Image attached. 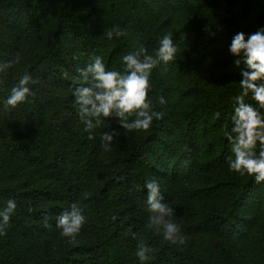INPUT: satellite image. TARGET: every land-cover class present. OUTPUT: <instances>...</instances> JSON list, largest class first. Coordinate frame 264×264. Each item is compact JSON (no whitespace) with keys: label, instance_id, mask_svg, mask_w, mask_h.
<instances>
[{"label":"trees","instance_id":"trees-1","mask_svg":"<svg viewBox=\"0 0 264 264\" xmlns=\"http://www.w3.org/2000/svg\"><path fill=\"white\" fill-rule=\"evenodd\" d=\"M106 4L98 0L85 11L77 0H0V57H20L0 72V98L25 70L37 79L34 96L9 112L0 107V204L10 197L17 202L0 240L21 264L36 262L44 248L67 264H138V242L152 246L149 264H258L260 257L251 259L246 252L250 220L243 214L249 200H260L254 181L247 174L212 177L209 171L227 166L223 125L232 110L230 98L240 92L239 84L229 81L240 76L227 44L235 32L252 33L264 23V0H111L109 10ZM202 4L210 21H200L194 40L190 23L186 29L181 19L171 30L174 15H197ZM219 16L227 17L223 28ZM206 25L215 36L203 31ZM113 26L126 35L107 39ZM166 33L178 47L186 42L189 48H177L175 60L152 71L148 99L162 117L148 130L116 131L111 147L116 178L104 180L98 133L114 119L89 140L73 106L59 115L60 106H53L59 97L50 89L57 90L54 80L78 73L72 67H83L91 55L102 56L108 69L122 70V55L137 43L154 53L157 37ZM73 83L69 78L57 85L71 104ZM162 95L165 105L159 104ZM199 177L213 183L199 186L194 182ZM148 178L160 182L165 202L175 201L173 218L184 245H171L146 227ZM216 195L220 202L200 205ZM73 201L85 210L87 222L67 248L55 217ZM211 238L217 241L210 243Z\"/></svg>","mask_w":264,"mask_h":264},{"label":"clouds","instance_id":"clouds-1","mask_svg":"<svg viewBox=\"0 0 264 264\" xmlns=\"http://www.w3.org/2000/svg\"><path fill=\"white\" fill-rule=\"evenodd\" d=\"M215 36L210 26L203 28ZM106 38L126 35L122 27L113 26L106 33ZM177 45L173 34L166 33L157 37L154 53H149L142 43L121 57L122 70L108 69L100 55L89 56L88 62L80 68L79 82L72 87V106L76 112L88 139L95 138V130L109 120L125 130H148L154 119H160L162 113L154 110L148 99L151 90L150 77L154 68L161 63L175 60ZM227 55L239 68L240 92L231 97V112L223 125L224 139L228 144L225 162L231 172L241 176L247 174L254 182H264V23L252 33L235 32L228 44ZM20 62L19 56L0 62V72ZM37 79L30 71L22 72L10 87L6 96L0 98V107L4 112L15 109L19 104L34 96L33 85ZM162 95L159 104L165 105ZM216 117L220 118L217 112ZM117 135L110 126L98 133L100 148L107 152ZM146 192L143 207L147 213L146 227L171 245L182 246L185 237L181 225L173 218L174 207L165 202V194L160 182L148 178L143 182ZM17 209L14 197L7 198L0 204V237L6 235L13 215ZM85 210L75 201L55 217V227L68 242L74 241L86 224ZM48 225L47 219L44 221ZM151 245L138 242L136 259L138 264H149L152 259Z\"/></svg>","mask_w":264,"mask_h":264},{"label":"rangeland","instance_id":"rangeland-1","mask_svg":"<svg viewBox=\"0 0 264 264\" xmlns=\"http://www.w3.org/2000/svg\"><path fill=\"white\" fill-rule=\"evenodd\" d=\"M77 1L79 3H81V6H83V9L85 11H88L91 8V6L94 4V2H96L98 0H77ZM103 1H105L107 3L106 6H107V9L109 10V8L111 7V0H103ZM208 10H209L208 7L205 6L204 4H202L201 9H200V13L197 15L190 16L189 14L183 15V13L174 15V17L170 20V25L172 26L171 30L173 31L175 29V26L177 24L178 19H181L180 22L181 23L184 22L183 26L186 29L190 23V25H191L190 38H191V40H194L195 34L199 33L198 28H199L200 21L209 20L208 18H204V13L207 12ZM219 18H220L219 26L221 28L225 27L227 25V17L219 16ZM190 19H192V20H190ZM180 36L183 37L184 32H182L180 34ZM186 44L187 43L185 42V43L181 44L180 47L177 46V48L180 50H187L189 48V46H188V44L187 45ZM3 61H5V58L0 57V62H3ZM72 68H74L73 70L75 72V70H77L78 66H73ZM64 70H63V73L66 71V70L65 71ZM3 72H6V69ZM63 73H61V77L63 76ZM232 77H234V76H232ZM69 78L71 79L72 82H79L78 81L79 73H76V72L72 73V74L67 73V77L65 78V81L62 80L61 78L54 80V83L56 84L57 90H55L53 88H52L53 90L50 89V95L52 97H54V98L59 97V100L55 101L53 103V106H60V107H58L59 115H66V114H68L69 109L73 110V108L69 107V106H72V104L69 102V100H67V98H65V94H62L64 92V90H61L57 86V85H66L68 83ZM239 79L240 78H237L236 80H229V81H233V86L235 87L236 85H234V83L237 82L239 84ZM226 81L227 80L225 79L223 82H226ZM175 86H180V83L179 82L175 83ZM215 88L223 90L225 88V85L224 84H218V85L215 84ZM111 128L115 129L116 131L122 129L116 124L115 120L113 121ZM117 136H118V133L115 137H117ZM115 140H113L114 144L112 143V148L116 144V142H114ZM100 160L102 163L105 161L103 163L105 166V172H106L104 180L114 181L116 178V176H115L116 175V169L112 165V162H113L112 149H110L107 152L102 150ZM209 172H211L212 177L217 176V175L220 177H226V175H228L231 171H229L228 166L219 165V166L213 168L212 170H210ZM203 175H202V177H203ZM120 178L121 177L118 176V180H120ZM194 182H196V184L199 186H202V184L208 186L211 183H213V179L211 180V182H209V181H207L206 178H200L199 177V178H195ZM91 188H93V186L90 187V185H89V189H91ZM254 191H257V193H258L257 196L260 198V200L258 198L257 199L253 198V199L249 200V203L245 205L244 212H243V214L245 216H247L246 219L249 218V220H250L249 223L246 224V226H245V231H246L245 234H247V236L249 237V240L245 243V248H246V252L249 253V257L251 259H252L251 256L255 255L257 258L260 257V259H259L260 262L258 264H264V182H261L259 184L254 182ZM257 200H259V201H257ZM215 201L220 202V198L218 197V195L210 196V198H203V201L200 203V205L201 206H205L206 204L212 205L213 203H215ZM174 202L175 201H169L166 203H168L170 206H172V204ZM258 230H260V232H258ZM60 239H62V246H67V248H69L70 244H72L76 241V240L71 241V242L64 241V237H62V236H60ZM213 240L217 241L216 238H211L210 243H212ZM57 256H58L57 254L49 253L48 250L46 248H44L41 255L38 256L39 258L37 259V261L32 263V264H67V262H65V260H63V259L57 260ZM47 258H49L51 261L48 262L46 260ZM0 264H21L17 260L14 252L8 248L7 244L3 240H0Z\"/></svg>","mask_w":264,"mask_h":264}]
</instances>
